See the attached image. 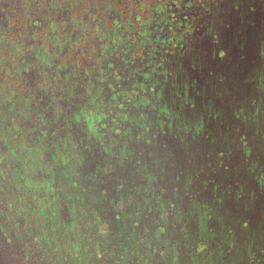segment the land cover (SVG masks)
Listing matches in <instances>:
<instances>
[{
  "label": "flooded vegetation",
  "instance_id": "1",
  "mask_svg": "<svg viewBox=\"0 0 264 264\" xmlns=\"http://www.w3.org/2000/svg\"><path fill=\"white\" fill-rule=\"evenodd\" d=\"M212 7L113 139L66 47L24 61L0 28V264H264V0Z\"/></svg>",
  "mask_w": 264,
  "mask_h": 264
},
{
  "label": "trees",
  "instance_id": "2",
  "mask_svg": "<svg viewBox=\"0 0 264 264\" xmlns=\"http://www.w3.org/2000/svg\"><path fill=\"white\" fill-rule=\"evenodd\" d=\"M180 1L22 0L16 4L12 24L26 31L32 20L36 45L44 48L48 44L55 59H61L57 56L67 48L65 62H79V75L75 77L85 82L88 97L82 114L92 118L90 124L95 120L92 128L99 133L106 130L113 139L121 135L129 103L155 93L147 89V82L153 79L159 58L168 62L169 56H180L192 46L196 35L209 27L213 0H198L185 10L178 5ZM174 9L182 11L179 17ZM127 27L136 34L124 37ZM112 30L114 53L111 47H96L98 42L108 40ZM8 39L15 42L18 35L10 32ZM135 44L139 48L130 50ZM99 68H103L100 79L95 78ZM143 133L140 130L139 137Z\"/></svg>",
  "mask_w": 264,
  "mask_h": 264
},
{
  "label": "rangeland",
  "instance_id": "3",
  "mask_svg": "<svg viewBox=\"0 0 264 264\" xmlns=\"http://www.w3.org/2000/svg\"><path fill=\"white\" fill-rule=\"evenodd\" d=\"M22 0H0V28L3 30H7V32H15L18 35V40L20 41L18 46L23 51V60L26 61L28 60L29 62L33 60L32 58L35 57V55L46 54L50 52V48L48 44H45L44 48L42 46H33V39L34 36L36 35L37 32L32 26V20H30V23L28 26L25 28L26 31L22 30H17L16 27L12 24L13 23V18H15V11H16V4L21 3ZM32 17H30L31 19ZM12 47L15 46L14 42H12ZM39 64L43 66H47L49 64L48 58L45 59L44 61L39 59Z\"/></svg>",
  "mask_w": 264,
  "mask_h": 264
}]
</instances>
